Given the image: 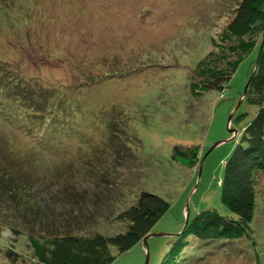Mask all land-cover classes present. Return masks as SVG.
I'll return each instance as SVG.
<instances>
[{"label":"rangeland","instance_id":"obj_1","mask_svg":"<svg viewBox=\"0 0 264 264\" xmlns=\"http://www.w3.org/2000/svg\"><path fill=\"white\" fill-rule=\"evenodd\" d=\"M238 1L0 0V72L19 78L32 98L63 96V106L54 100L49 108L55 126L35 123L58 132L49 143H66L45 154L8 124L33 120L23 104L0 113V263L8 249L18 260L52 264L40 252L56 237L124 231L116 214L143 189L169 208L109 264H264V174L255 175L245 236L203 243L182 232L185 218L202 210L225 214L218 180L242 125L237 116L253 111L240 94L262 33L254 31L224 92L203 90L202 77L190 74L210 51L218 68L242 53L235 44L248 35L243 27L226 31ZM104 99L118 110L109 127ZM92 110L96 123L84 118ZM73 143L82 158L62 160Z\"/></svg>","mask_w":264,"mask_h":264},{"label":"trees","instance_id":"obj_2","mask_svg":"<svg viewBox=\"0 0 264 264\" xmlns=\"http://www.w3.org/2000/svg\"><path fill=\"white\" fill-rule=\"evenodd\" d=\"M263 1L239 0L235 4L232 9V17L226 25V31L233 34L239 33L237 29L243 27L248 35L247 37L244 36L245 38L242 37L244 38L242 40H236L235 44L238 52L242 53H239L240 56L237 59L228 60L222 68L217 67L219 63L215 64V68L209 65L208 62L210 60L216 59L211 51L203 56L196 63L195 68L190 71L191 77L193 75L202 77L203 90L224 92V88L237 65L252 51L255 45L254 34L262 33V39L264 40V7L259 10L257 8L258 4L264 3ZM253 19L260 21L258 28L257 26L255 28L252 27ZM237 35L239 36V34ZM157 43L156 47L164 45V41L161 42V39ZM229 48V51L232 52V46H229ZM256 54L257 57L250 63L247 80L240 94L242 103L253 111L249 114L244 108L243 112L237 116L236 120L242 125L234 147L224 159L221 176L218 180L220 183L218 201L225 214H221L214 209L202 210L193 218L189 219L187 217L186 224L182 226V232L185 231L186 234L192 235L193 238L203 243L221 240L234 241L242 238L245 236L247 225L252 218L254 184L257 181L255 175L264 174V42L258 43ZM206 60L207 62L205 63ZM117 74L114 72L113 76ZM9 75L8 71L5 73L0 72V99L5 101V105L0 103V113L7 114V111L10 110L16 112L17 104H23V115L26 118L32 117L33 120L27 124L26 122H18L16 120L17 117H13V120L8 121L9 126L16 133L27 136L45 154L58 152L59 147L62 149V144L66 145L64 138L49 143L50 139H52L51 136L58 134V132L48 134L44 128L35 123V120L43 123L45 127L48 126L51 122L48 117L49 108L56 106L54 100L59 106H63V96L50 97L47 92H40V95L32 98L33 95L25 87L21 86V83H18L19 78L14 80ZM106 100L104 99V109H106L108 114L106 125L109 127L117 122L116 114L118 110L109 108L110 106L105 103ZM242 103L241 105H243ZM95 110H92L93 114L92 112L85 113L84 118L87 122L93 115L90 123L91 121L96 123ZM50 124L52 127L56 125L53 122ZM66 132L67 134L72 133V130L69 129ZM110 134L112 136L115 133L110 132ZM76 136H79V134L76 133ZM53 138H56V135ZM86 139L91 141L90 136H86ZM75 146L76 143H73L63 150L64 153L61 159L63 160L68 156L71 158L79 157V153L74 148ZM174 152H172L173 156ZM79 158L81 159L82 157ZM168 208L169 203L167 201L154 193L142 189L133 204L116 214L115 220L124 224V231L113 235L96 233L84 239L72 235L56 237L50 242L49 253L42 254L40 252V259H42L40 261H43L49 255L52 264H109L114 260L115 255L124 253L131 248L133 243L145 236L149 228ZM111 248L115 250L114 254H111ZM1 255L5 262L0 264H34L31 261L18 260L19 254L17 255L8 249L2 252Z\"/></svg>","mask_w":264,"mask_h":264},{"label":"water","instance_id":"obj_3","mask_svg":"<svg viewBox=\"0 0 264 264\" xmlns=\"http://www.w3.org/2000/svg\"><path fill=\"white\" fill-rule=\"evenodd\" d=\"M238 105V104H237ZM186 221H187V217L185 218V221H184V225L186 224ZM151 236H154L153 234H151ZM146 243V239L144 240V244ZM146 246V245H145ZM146 258H147V254H146Z\"/></svg>","mask_w":264,"mask_h":264},{"label":"bare ground","instance_id":"obj_4","mask_svg":"<svg viewBox=\"0 0 264 264\" xmlns=\"http://www.w3.org/2000/svg\"><path fill=\"white\" fill-rule=\"evenodd\" d=\"M59 189V188H58Z\"/></svg>","mask_w":264,"mask_h":264}]
</instances>
